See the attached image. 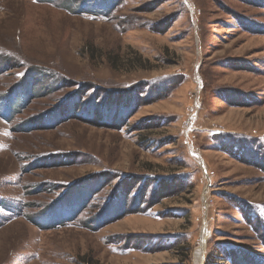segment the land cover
I'll return each mask as SVG.
<instances>
[{
	"label": "rangeland",
	"instance_id": "obj_1",
	"mask_svg": "<svg viewBox=\"0 0 264 264\" xmlns=\"http://www.w3.org/2000/svg\"><path fill=\"white\" fill-rule=\"evenodd\" d=\"M230 258L264 264V0H0V264Z\"/></svg>",
	"mask_w": 264,
	"mask_h": 264
},
{
	"label": "trees",
	"instance_id": "obj_2",
	"mask_svg": "<svg viewBox=\"0 0 264 264\" xmlns=\"http://www.w3.org/2000/svg\"><path fill=\"white\" fill-rule=\"evenodd\" d=\"M20 91V90H19ZM84 94H86V93H84ZM84 94L82 95V96H84ZM106 102H104L105 103V105L106 106H109V104L111 105L112 103H114V106H109V108H111V109H114L113 111H111L112 113H115V111L117 112L118 111V106L119 107H122V106H120L119 104H120V102L121 101H123L124 99L126 100V96H124V97H122V96H120V95H118V94H106ZM11 101H12V99L10 100V103H11ZM130 101L127 99L126 100V103L128 104ZM126 106V105H125ZM124 106V107H125ZM128 108V107H127ZM121 109V108H120ZM119 109V110H120ZM124 109V108H123ZM90 114H92V113H90ZM96 114V113H95ZM116 115H114V116H112V117H110V124H108V125H110V126H112V127H114V128H117V127H119V126H121L123 123H124V121H125V118H123V117H120L117 113H115ZM95 117V116H94ZM52 159H55V158H52ZM148 180H150V179H148ZM159 180H157L154 184H153V187H152V192H151V194H150V197L151 198H155L156 196H158L159 195V193H160V189H159V182H158ZM148 181H147V179H143V183H142V185H141V189H140V191H138V192H136V194H134L133 195V197H135V202L136 203H138L139 201H140V198H143L142 197V195L145 193V190H147L148 188H150V185L148 186V185H145L146 183H147ZM119 187H122V185H120ZM118 187V188H119ZM118 188L114 191L115 193H113V198H115V196H119L120 194H119V191H118ZM147 192V191H146ZM93 198V197H92ZM91 198V199H92ZM250 217V219L252 220V221H257V222H259V218L257 217V216H254V217H251V216H249ZM249 258V257H248ZM230 260V262L232 263V264H239L238 262H240V260L238 259V258H235L234 260H232L231 258L229 259ZM249 260H252V258L250 257L249 258Z\"/></svg>",
	"mask_w": 264,
	"mask_h": 264
},
{
	"label": "bare ground",
	"instance_id": "obj_3",
	"mask_svg": "<svg viewBox=\"0 0 264 264\" xmlns=\"http://www.w3.org/2000/svg\"><path fill=\"white\" fill-rule=\"evenodd\" d=\"M204 244H205V238H204V237H202V243H201V245H200V247H201V249H202V250H200V251H201V253L203 252V249H204ZM199 264H201V262H199Z\"/></svg>",
	"mask_w": 264,
	"mask_h": 264
}]
</instances>
